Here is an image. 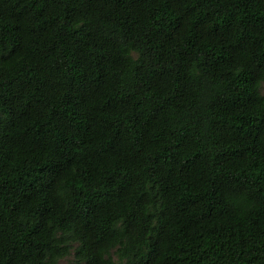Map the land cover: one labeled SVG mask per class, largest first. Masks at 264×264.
<instances>
[{
	"label": "trees",
	"instance_id": "obj_1",
	"mask_svg": "<svg viewBox=\"0 0 264 264\" xmlns=\"http://www.w3.org/2000/svg\"><path fill=\"white\" fill-rule=\"evenodd\" d=\"M263 82L264 0H0V264H264Z\"/></svg>",
	"mask_w": 264,
	"mask_h": 264
},
{
	"label": "rangeland",
	"instance_id": "obj_2",
	"mask_svg": "<svg viewBox=\"0 0 264 264\" xmlns=\"http://www.w3.org/2000/svg\"><path fill=\"white\" fill-rule=\"evenodd\" d=\"M261 89H262V91L264 92V82L262 83V86H261ZM71 253H73V252H71ZM72 254L71 255H69L68 257H66V258H64V259H62V260H60L59 262H58V264H68V262L72 259Z\"/></svg>",
	"mask_w": 264,
	"mask_h": 264
}]
</instances>
